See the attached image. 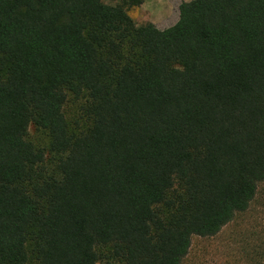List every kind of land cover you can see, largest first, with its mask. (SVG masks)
Wrapping results in <instances>:
<instances>
[{
  "label": "trees",
  "instance_id": "obj_1",
  "mask_svg": "<svg viewBox=\"0 0 264 264\" xmlns=\"http://www.w3.org/2000/svg\"><path fill=\"white\" fill-rule=\"evenodd\" d=\"M115 1L0 0V264H183L264 183V0Z\"/></svg>",
  "mask_w": 264,
  "mask_h": 264
},
{
  "label": "rangeland",
  "instance_id": "obj_2",
  "mask_svg": "<svg viewBox=\"0 0 264 264\" xmlns=\"http://www.w3.org/2000/svg\"><path fill=\"white\" fill-rule=\"evenodd\" d=\"M190 0H142L139 7L130 9L128 14L137 25L147 22L159 29L170 27L178 20V6ZM114 4L115 0H105ZM68 116L75 107L69 101L65 106ZM30 139H36L33 126L28 130ZM264 247V183H260L248 209L237 214L214 237L192 238L189 253L183 264H244L252 254Z\"/></svg>",
  "mask_w": 264,
  "mask_h": 264
}]
</instances>
